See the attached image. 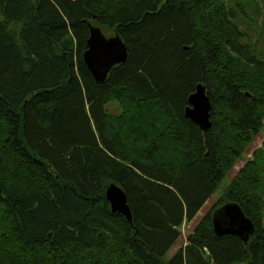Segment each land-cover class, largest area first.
<instances>
[{"label": "trees", "instance_id": "16d2710c", "mask_svg": "<svg viewBox=\"0 0 264 264\" xmlns=\"http://www.w3.org/2000/svg\"><path fill=\"white\" fill-rule=\"evenodd\" d=\"M225 1L0 0V264H264V141L166 258L264 129V54ZM90 24L129 52L103 82ZM199 83L207 131L185 115ZM229 202L248 242L215 232Z\"/></svg>", "mask_w": 264, "mask_h": 264}, {"label": "water", "instance_id": "95a60500", "mask_svg": "<svg viewBox=\"0 0 264 264\" xmlns=\"http://www.w3.org/2000/svg\"><path fill=\"white\" fill-rule=\"evenodd\" d=\"M128 48L122 37L117 34L108 38L100 26L90 24V37L87 41V50L83 59L98 82L107 80L111 69L128 59ZM185 115L204 131L211 125L212 102L203 83L196 86L188 98ZM1 193V189H0ZM107 197L114 212L124 213L130 220L132 215L127 204L125 191L117 184H111L107 189ZM214 229L216 234H235L248 242L255 232L253 221L245 215L238 203L229 202L217 209L214 213Z\"/></svg>", "mask_w": 264, "mask_h": 264}, {"label": "rangeland", "instance_id": "374dc122", "mask_svg": "<svg viewBox=\"0 0 264 264\" xmlns=\"http://www.w3.org/2000/svg\"><path fill=\"white\" fill-rule=\"evenodd\" d=\"M228 7H234L238 9V14L235 17V23L240 26V29L245 35L251 39L254 43L255 50L258 54H264V14L263 0H226ZM225 1V2H226ZM236 1V4H235ZM237 4H241L243 6V11ZM105 35L110 38L117 35L114 30L102 28ZM244 38V42H245ZM264 58V57H263ZM107 108L111 111L117 112L116 103L107 104ZM264 141V129L259 133L257 138L251 147L246 151L245 155L235 164L230 173L224 178L221 182L219 189L212 195L209 201L204 205V207L199 211L194 220L190 222H184L183 226L180 228L181 236L178 242L168 251L166 258L171 259L177 250L186 246L189 243V234L193 230L194 227L198 224V222L202 219V217L211 209V207L215 204V202L222 196H224L225 191L230 185L231 181L237 175V173L242 169V167L254 158L255 149L263 146ZM188 237V238H187Z\"/></svg>", "mask_w": 264, "mask_h": 264}]
</instances>
